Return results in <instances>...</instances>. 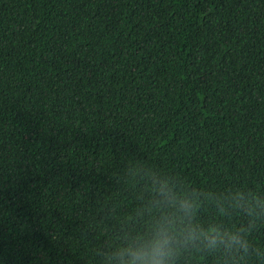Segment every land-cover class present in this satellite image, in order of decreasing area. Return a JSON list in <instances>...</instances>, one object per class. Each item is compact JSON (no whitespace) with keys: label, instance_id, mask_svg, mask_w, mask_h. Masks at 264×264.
Returning a JSON list of instances; mask_svg holds the SVG:
<instances>
[{"label":"trees","instance_id":"obj_1","mask_svg":"<svg viewBox=\"0 0 264 264\" xmlns=\"http://www.w3.org/2000/svg\"><path fill=\"white\" fill-rule=\"evenodd\" d=\"M142 170L264 197V0H0V264H107Z\"/></svg>","mask_w":264,"mask_h":264},{"label":"clouds","instance_id":"obj_2","mask_svg":"<svg viewBox=\"0 0 264 264\" xmlns=\"http://www.w3.org/2000/svg\"><path fill=\"white\" fill-rule=\"evenodd\" d=\"M148 192L140 227L125 232L107 264H264L251 233L264 222V197L239 188L208 192L142 170Z\"/></svg>","mask_w":264,"mask_h":264}]
</instances>
